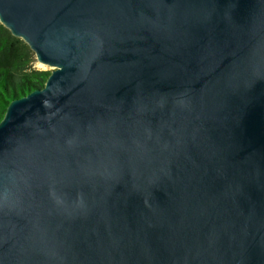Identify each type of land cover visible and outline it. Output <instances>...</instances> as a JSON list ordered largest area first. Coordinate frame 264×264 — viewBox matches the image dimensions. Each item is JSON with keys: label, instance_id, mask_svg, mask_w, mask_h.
I'll return each mask as SVG.
<instances>
[{"label": "water", "instance_id": "1", "mask_svg": "<svg viewBox=\"0 0 264 264\" xmlns=\"http://www.w3.org/2000/svg\"><path fill=\"white\" fill-rule=\"evenodd\" d=\"M49 68L0 121V264H264V0H0Z\"/></svg>", "mask_w": 264, "mask_h": 264}, {"label": "trees", "instance_id": "2", "mask_svg": "<svg viewBox=\"0 0 264 264\" xmlns=\"http://www.w3.org/2000/svg\"><path fill=\"white\" fill-rule=\"evenodd\" d=\"M34 54L0 24V121L14 99L42 88L50 71L35 69Z\"/></svg>", "mask_w": 264, "mask_h": 264}, {"label": "rangeland", "instance_id": "3", "mask_svg": "<svg viewBox=\"0 0 264 264\" xmlns=\"http://www.w3.org/2000/svg\"><path fill=\"white\" fill-rule=\"evenodd\" d=\"M33 67L35 69H40V70H44V71H48L49 70V68H46L44 66H40L37 62L34 63Z\"/></svg>", "mask_w": 264, "mask_h": 264}, {"label": "bare ground", "instance_id": "4", "mask_svg": "<svg viewBox=\"0 0 264 264\" xmlns=\"http://www.w3.org/2000/svg\"><path fill=\"white\" fill-rule=\"evenodd\" d=\"M40 65V64H39ZM40 66H42V65H40Z\"/></svg>", "mask_w": 264, "mask_h": 264}]
</instances>
